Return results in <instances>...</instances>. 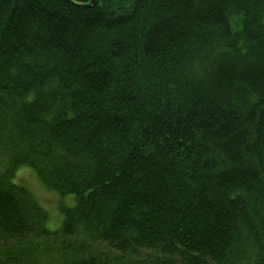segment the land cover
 Masks as SVG:
<instances>
[{"label": "trees", "instance_id": "trees-1", "mask_svg": "<svg viewBox=\"0 0 264 264\" xmlns=\"http://www.w3.org/2000/svg\"><path fill=\"white\" fill-rule=\"evenodd\" d=\"M44 260L264 264V0H0V264Z\"/></svg>", "mask_w": 264, "mask_h": 264}, {"label": "rangeland", "instance_id": "rangeland-1", "mask_svg": "<svg viewBox=\"0 0 264 264\" xmlns=\"http://www.w3.org/2000/svg\"><path fill=\"white\" fill-rule=\"evenodd\" d=\"M14 180L16 183H20L29 189V191L34 195L36 201L48 214L47 224L51 228H57L62 220L59 195L45 187L40 181L38 175L29 167L18 168L15 173ZM36 257L38 258V256ZM42 264H51V262L44 260L42 261Z\"/></svg>", "mask_w": 264, "mask_h": 264}]
</instances>
